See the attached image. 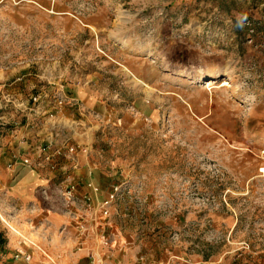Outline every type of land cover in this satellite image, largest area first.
<instances>
[{
	"label": "rangeland",
	"instance_id": "obj_1",
	"mask_svg": "<svg viewBox=\"0 0 264 264\" xmlns=\"http://www.w3.org/2000/svg\"><path fill=\"white\" fill-rule=\"evenodd\" d=\"M17 75L24 82L9 84ZM70 104L65 135L18 139L19 165L37 152L69 177L63 186L97 188V204L121 185L100 219L125 242L194 264H264V0H0V137L40 129ZM59 138L67 144L53 152ZM80 156L89 179L75 174ZM6 234L0 220L1 253Z\"/></svg>",
	"mask_w": 264,
	"mask_h": 264
},
{
	"label": "crops",
	"instance_id": "obj_2",
	"mask_svg": "<svg viewBox=\"0 0 264 264\" xmlns=\"http://www.w3.org/2000/svg\"><path fill=\"white\" fill-rule=\"evenodd\" d=\"M9 75H11L10 72ZM22 81V76L17 75L12 77L9 84L17 86ZM17 88L12 86L7 88V94L14 98H20L21 92ZM72 96L78 99L76 96ZM79 98L81 97L79 96ZM72 107L74 106L70 104L57 111L52 118H48L52 119L49 122L47 119L44 124L40 122V129L36 130L30 126L29 131L22 134V123L15 126L14 137L9 131L3 132L0 137V211L2 212L0 220L14 233L12 236L6 234L8 237L7 249L3 250L4 253H1L0 249V257L1 254H5V258H13L7 264H43L40 259L44 256L35 248L39 247L47 255L50 252L56 257L58 263L54 261L52 264H194L191 256L177 255L170 249L160 248L157 243L151 245L144 240L137 239L125 242L123 237L120 239L117 236L118 229L115 225L113 226L112 221L104 229L105 221L102 222L100 214L97 213L98 204L95 199L92 200L88 209H80L78 206L72 205V210L86 212L85 219L74 220L65 212L64 208L67 211L70 209L63 206L59 195V187L65 182L64 172L50 171L41 162V157L37 152L27 153L26 151L27 154L23 155L30 160V167L18 164V160L13 157L19 153L18 139L25 136L33 143L43 142V140L51 138L57 131H61L65 135L64 131L68 128L67 125L72 121L73 114L68 113L69 110H73ZM50 122L52 123L50 124ZM19 128L20 130H18ZM73 135L67 134L71 141H75L76 136L74 138ZM60 140L59 138L53 145V152L59 146V149L62 148ZM61 160L59 159V161ZM10 162L15 164L8 168L7 164ZM79 163L80 168L75 174L78 177H89L87 168L91 163L83 156H80ZM108 189L109 187L103 188L102 193L106 194ZM87 191L88 189L83 185H79L76 189V193L79 195ZM3 215L11 217L13 220L11 222L14 225L8 222ZM99 225L102 229L98 230ZM18 228L26 232L29 238L24 237ZM16 233L18 236L24 237L23 239L28 238L25 240L35 245H28V242L24 241L27 244L24 250L31 252L29 262L22 258H14L16 250L23 247L19 243L20 240H16Z\"/></svg>",
	"mask_w": 264,
	"mask_h": 264
},
{
	"label": "built area",
	"instance_id": "obj_3",
	"mask_svg": "<svg viewBox=\"0 0 264 264\" xmlns=\"http://www.w3.org/2000/svg\"><path fill=\"white\" fill-rule=\"evenodd\" d=\"M39 95H37V96H34L33 97V101L34 102H36V101H38L39 99ZM64 97H62V96H56L55 98H54V105L55 106H57L58 108H61L62 107V105H63V103H64ZM34 112L35 113H38L39 112V110L37 109H35L34 110ZM65 144H67L66 142H65V140H63L62 142H61V147L63 148V147H65ZM60 147V146H59ZM59 147H57L56 149H55V151L54 152H57V153H60L59 152ZM73 149L75 150V148L73 147H69V151H70V153L73 151ZM44 150H45V148H44ZM56 154V153H55ZM72 154V153H71ZM75 154H76V150H75ZM75 154L73 155L72 154V158H74V156H75ZM47 155H51V154H46L45 156H46V159H48V156ZM260 173H262L263 175H264V168H260ZM69 177H67L66 179H65V181L68 179ZM89 193H84V194H82V195H78L77 193H76V188H74L73 186H71V187H65V186H61V187H59V192H60V195L62 196V198L67 202L68 200L69 201H71V203H72V205H76V206H78L79 208L80 207H82L83 209H88L90 206V203H91V199H93V197H92V190L96 193V191H97V188H95V187H92V186H90L89 185ZM118 192H122V188H121V185H118V186H114L113 187V189L109 192V194H108V197L107 198H104L101 202H99V204H98V207H97V210H98V212L97 213H99L100 214V217H107L108 215H109V213H110V206H111V204H112V201H113V196H114V194H118ZM69 203V202H68ZM68 208H69V206H68ZM81 220V219H80ZM82 221V220H81ZM21 244H23V241L21 242ZM29 244H32V245H34L33 243H31V242H29ZM35 246V245H34ZM42 254H43V256L47 259V262H50V263H54V261H53V259H51L50 257H49V255H47L46 253H44L39 247H36ZM14 258L15 259H20V258H22L24 261H26V262H29L30 260H31V253H29V252H27V251H25L24 249H23V247H21V248H18L17 250H16V253H15V255H14Z\"/></svg>",
	"mask_w": 264,
	"mask_h": 264
},
{
	"label": "clouds",
	"instance_id": "obj_4",
	"mask_svg": "<svg viewBox=\"0 0 264 264\" xmlns=\"http://www.w3.org/2000/svg\"><path fill=\"white\" fill-rule=\"evenodd\" d=\"M247 17L245 14H240L238 17H237V26L238 27H243L244 26V23L246 21Z\"/></svg>",
	"mask_w": 264,
	"mask_h": 264
}]
</instances>
